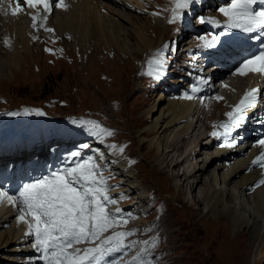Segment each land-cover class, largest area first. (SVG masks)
<instances>
[{
  "label": "rangeland",
  "instance_id": "rangeland-1",
  "mask_svg": "<svg viewBox=\"0 0 264 264\" xmlns=\"http://www.w3.org/2000/svg\"><path fill=\"white\" fill-rule=\"evenodd\" d=\"M101 1L102 9H109L103 12L113 17L115 23H119L116 15L112 14L113 10H119L116 8L117 5L115 7L106 0ZM131 1L134 10L129 13L135 16L132 17L133 23L120 25L127 32L129 30L139 33L143 30L142 27L146 28V33L153 44L150 53L139 57L137 61L131 58L130 60L128 56L122 59L111 58V56L98 58L95 55L101 49L95 48L96 36L92 39L93 44L90 48L87 46L84 58L81 57L82 53H78L83 52L81 47L78 46L79 48H76L74 52L73 42L70 41L72 36L60 35L55 27L50 25L57 11L54 7L60 3V0H48L51 13L47 22L45 20L40 23L35 22L38 26L34 27V31L39 38L34 39L35 45L28 54L18 53L20 54L18 56L13 50L0 52L2 53L0 55V143L16 146L27 131L29 122L35 123L39 130L63 127L64 130L69 129L73 133L71 125L64 126L67 120L71 119L72 126L77 123V130L80 128L81 131L83 129V131L90 132L89 137L85 136V138L91 153L94 149L93 152L96 154V149H100L108 156L128 160L129 167L135 173L137 181L142 184V188L149 193L151 198L145 206L137 204L126 210L132 203H136L134 197L127 193V195L123 194L117 205H108L110 212L119 207L122 210L119 217L126 219L127 223L110 229L105 236L113 232H131L133 234L126 238L125 244L133 246L116 252V257L110 258L107 264H133L134 260L139 264H264V249L262 251L260 243L256 245L258 250L254 249L252 253L246 250L245 253L243 252L245 256L233 258L231 254L234 251L233 248L228 249L223 246V243L232 240L234 232L229 230L228 235H221L220 238H215L214 235L217 231L226 230V226H229L228 222L225 220L222 223L211 224L214 221L211 218L213 216L208 213V201L195 207L191 203L187 204V201L185 203L177 201L178 195L184 200L183 193H186V189L184 188L181 193L177 192L172 167H167V164L162 168L157 166L155 155L149 154L147 145L141 143L139 137L141 131L153 124L159 115L157 110L151 114L146 112L155 105L157 109L168 106L169 100L174 98L167 97H173L177 93V91L162 90L160 94L161 86L158 83L160 78L168 79L172 75L171 72L175 73L171 78H177L179 68L176 64L180 62L182 64L179 65L182 66L190 64L185 60L186 56L191 53V51L186 53L183 51L185 42L195 40L196 42L193 43L200 42V45L203 40L213 37L210 34L211 30L204 28L208 23L206 20L220 18L223 13L219 14V9L224 7L219 5L220 0H193L187 8L180 10L179 19L170 22L175 0ZM5 2L6 0H0V5ZM18 2L26 10L23 0H14V5L16 6ZM44 8V5H39L36 9ZM15 17L12 22L0 9V33L2 34L0 40L2 37L7 42H12L16 31L22 30L29 23L28 14H24V17H18V15ZM201 19L205 21V24L201 23ZM152 28H157L158 34ZM199 28H201L200 32ZM121 40L123 41V38ZM204 44L203 42L201 46ZM136 47L137 42L134 37L129 42L128 49L134 53ZM181 51H183V59L178 60ZM157 60L163 63L157 64ZM9 62H14L15 65L9 67ZM174 62L175 65H173ZM104 63L106 66L103 65ZM109 64L112 67L109 68ZM200 65L199 67H203L202 70L208 67L204 68V65ZM187 67L188 70L192 68ZM209 68L211 69L210 66ZM230 71L229 74L223 73V77L238 74L236 67L231 68ZM164 72H169L168 76ZM180 73L182 74L183 71ZM188 74L190 75V72ZM260 74L253 73L245 77L237 75L243 78L245 83L249 80L248 84L242 85L239 90L242 91L245 87L250 89ZM172 79L169 83L174 82L171 81ZM179 82L182 81H177ZM185 82L183 77L182 83ZM177 83H174L176 87H178ZM171 89L175 87L171 86ZM220 93L221 91H218L214 96L212 95V102H215V95ZM37 111L42 112L43 115H38ZM215 111V119L209 124L201 122L196 133H201L207 125H209L208 130H211L213 126L222 124L232 108L224 104L223 116L221 109L218 108ZM85 121L96 122L112 134L97 135L99 130L92 129L90 124L83 123ZM95 135L101 137L95 138ZM180 152L176 154V159L180 157ZM94 161L99 166V171L106 177L107 172L103 171L104 168L97 163L96 159ZM192 161L196 162V159ZM189 165L190 163L182 167L181 174L183 169L188 168ZM179 172L177 169L175 175ZM108 173L113 175L109 178L111 181L107 180L111 189L108 195L113 190L120 191V188L126 190L125 183L120 181V177L111 167ZM214 173L215 167L210 170L209 176H213ZM218 185V189L225 191L226 185L222 183ZM227 195L228 193L224 196V201L229 205ZM233 199L240 212L249 214V209L242 206L237 197L234 196ZM218 213L219 210L214 214L218 217ZM258 220L264 228V217L259 216ZM245 235L247 239H250L249 231H246ZM13 255L15 254L0 249V264L8 263L9 258L7 257Z\"/></svg>",
  "mask_w": 264,
  "mask_h": 264
},
{
  "label": "bare ground",
  "instance_id": "bare-ground-1",
  "mask_svg": "<svg viewBox=\"0 0 264 264\" xmlns=\"http://www.w3.org/2000/svg\"><path fill=\"white\" fill-rule=\"evenodd\" d=\"M10 1L6 0L5 3L0 5V9H7L9 20L14 22L16 17L11 15V11L15 5L14 0L12 2ZM106 1L115 7L117 5L116 8L119 10H113L112 14L116 15L119 23H115L113 17L111 18V16L103 12L109 9H102L103 5L101 0H63L62 7L57 6L58 4L54 7L57 8V11L55 18L52 17L50 25L54 26L60 35L72 36V40L70 41L73 42L74 52H76V48L81 47L83 52L78 53H82V58L87 53V46L90 48V45L93 44L92 39L95 36L97 37L95 48L101 49H99L101 52L98 51L95 56L100 59L107 56L122 59L128 56L129 59L131 58L133 61H137L140 59L139 57L149 54L153 48V44H151V39L146 33V28L142 27L143 30L139 33L129 30L127 32L120 25L122 23H133L132 17L135 16L129 13L134 10L132 1ZM9 5H11V8ZM23 10L17 15L18 17H24V14H28L29 23L22 30L16 31L12 42H7L5 38L3 39L1 37L0 52L13 50L14 53L17 52V55L18 53L28 54L35 45L34 39L39 38L34 31L32 16H37L35 22L40 23L43 20L47 22L49 14L51 13V8L50 11H45V8L37 10L36 8L29 7ZM53 19L55 20L53 21ZM257 28L261 29L262 27ZM152 29L158 34L159 30L157 28ZM0 35L2 34L0 33ZM134 37L137 42V47L136 51L131 53L128 49V44ZM121 38H123V41ZM193 42L195 40H190L188 43L185 42L183 48L193 47L191 46ZM200 50L204 51L203 53L219 52L220 44L219 42L209 44V46H205L204 44ZM183 51L185 50L183 49ZM183 51H181L178 60L183 59ZM201 58L203 59V56L196 53L194 57L189 59L190 64H192L189 65L192 67L191 73H204L210 70L209 66L207 69L202 70L203 67L199 68L197 62H193ZM14 65V62L8 63L9 67ZM110 67L112 66L109 64ZM229 72L231 71L227 70L224 74H229ZM171 74L175 73L171 72ZM200 75L195 77L192 75L184 76L186 82H179L178 84H186L188 82L189 85L193 83L192 87L184 89L180 93L177 91L173 95L174 99L169 100L168 106L157 109V105H155L146 112L147 114H151V112L157 110L159 115L153 124L148 125L144 131H141L139 136L141 139L140 142L147 145L149 154L155 155L157 166L162 168L167 164V167H172L174 172V186L177 192L181 193L184 188L186 189V193H183L184 200L178 195L177 201H184V203L187 201V204L191 203L194 207L208 201V213L213 216L211 218L214 221L211 224L222 223L225 220L228 222L229 226H226V230H222L221 232L217 231L214 234L215 238H220L221 235H228L229 230H232L234 232L233 239L224 242L223 246L228 249L233 248L234 251L231 253L233 258H241L242 255H246L243 254L246 250L251 253L254 249L256 250L258 243L261 244L262 251L264 249V228L259 224V220L257 221L259 216L264 217V184L260 183L261 180H264V168L253 163L264 152V146L259 143L260 140H264V106L258 107V104L262 103L255 101L252 107L245 110L240 127L230 129L227 136L220 135L219 133L224 132V129L220 126L230 122L228 115L225 117L224 123L213 126L211 130H208L209 125H207L201 133L198 134L196 132L201 122L204 121L206 124H209L215 119L216 109H221L223 116L224 104L230 106L232 108L231 112H233V109L244 98L245 94L253 90L256 85L254 83H258L259 77L261 75L264 77V74L257 76V80L252 83L250 89L245 87L242 88V91L239 89L242 85L248 84L249 80L245 83L243 78L237 76L238 74L230 75V77H223V75L216 74L213 76L209 75L208 80H210V83L206 78L202 79ZM201 80L204 82L202 83ZM219 82L221 83L217 90L219 92L221 91V93L215 95V102H210L211 91L215 89V84L217 85ZM194 85L198 86L196 87L198 90L195 92L192 90ZM186 94L193 98L185 99ZM217 97H221L222 99H217ZM213 132L218 133V135H212ZM185 149L186 152H184ZM96 151L99 162L106 166L110 165L119 174L120 181L125 183L126 191L134 197L135 202L139 205L141 204V206L147 205L151 197L142 188V184L137 181L135 173L129 167L128 160L122 157L108 156L107 154H103V150L100 151V149H96ZM180 151L183 152L181 153ZM179 152L181 155L176 159V154ZM193 159H196V162H193ZM189 163V167L184 168L181 174L182 167H185ZM214 167L215 173L210 177L209 172ZM177 169L180 172L175 175ZM218 183L226 185L225 191L221 188L218 189ZM198 190L199 195L197 196ZM226 193H228L226 198L229 205L224 201ZM234 196L239 199L242 206L244 205L249 209V214H246L247 212L244 214L237 209L235 205L236 201L233 199ZM218 210L219 216L217 217L214 213ZM19 215L18 204L14 207L6 200L0 204V228L2 229L0 232V249H5L8 253L15 254L7 257L9 259H7L8 263L6 264H36L34 255L37 254V250L33 247L32 237L26 235L28 232L27 224L20 222L18 219ZM246 231H249L250 239L246 238Z\"/></svg>",
  "mask_w": 264,
  "mask_h": 264
},
{
  "label": "snow or ice",
  "instance_id": "snow-or-ice-1",
  "mask_svg": "<svg viewBox=\"0 0 264 264\" xmlns=\"http://www.w3.org/2000/svg\"><path fill=\"white\" fill-rule=\"evenodd\" d=\"M192 2L193 0H175L170 22L179 19L180 10L187 8ZM23 3L24 6L33 9L44 5L45 11H50L48 0H23ZM254 3L256 0H231L229 7L220 8L219 11L229 18V27L251 32L256 27H264V11L253 14L251 6ZM57 6L62 7L63 0H60ZM9 7L11 8V5ZM3 11L5 15L8 14L7 9ZM21 11L23 8L18 2L12 8L11 15L16 16ZM32 19L33 27H36L37 16L33 15ZM204 22L201 19V23ZM217 39L212 37L210 42L206 40L205 46L215 44ZM156 63L163 62L157 60ZM249 72L264 74V51L245 60L237 69L239 75H247ZM192 90L195 92L198 89L193 86ZM256 91L253 89L246 93L233 112L227 113L230 122L220 126L224 129L220 135L227 136L230 129L240 127L245 110L252 107L256 101ZM184 98L193 97L186 94ZM37 114L43 115L39 111ZM83 123L90 124L94 130L98 129L97 135L112 134L96 122ZM212 135L218 133L213 132ZM259 143L264 146V140H260ZM71 155L78 157L80 153L73 152ZM253 163L264 168V152ZM107 180L94 161L74 162V166L53 173L51 177L24 185L18 196L0 191V204L6 200L15 207L17 202L19 203L18 219L27 224L26 235L34 238L33 247L41 253L39 258L44 264H104L105 259L112 253L133 246L125 244L126 238L133 234L131 232H113L105 236L110 229L127 223L126 219L119 217L122 211L119 207L112 212L108 210V205H117L118 201L108 195L111 189ZM260 183L264 184V180ZM80 245L91 246L81 248ZM133 264L139 262L134 260Z\"/></svg>",
  "mask_w": 264,
  "mask_h": 264
}]
</instances>
